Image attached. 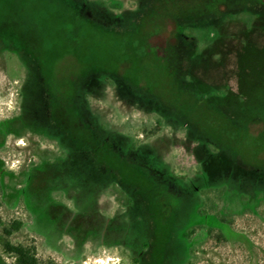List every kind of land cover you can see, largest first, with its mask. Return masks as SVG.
Returning a JSON list of instances; mask_svg holds the SVG:
<instances>
[{"label":"rangeland","instance_id":"1","mask_svg":"<svg viewBox=\"0 0 264 264\" xmlns=\"http://www.w3.org/2000/svg\"><path fill=\"white\" fill-rule=\"evenodd\" d=\"M74 1L0 0V31L28 44L49 91L67 99L91 72L122 76L189 112L221 149L203 178L200 136L99 81L88 96L95 123L123 154L135 145L139 156L130 159L148 162L149 172L121 164L105 176L89 151L69 161L33 120L30 90L29 110H20L32 72L0 46V264H16L6 242L35 248L44 264H264V5L251 0L259 18L243 10L222 28L180 29L201 54L191 66L173 28L195 0H144L136 36L105 30ZM87 1L95 14L117 16L136 12L142 0ZM204 182L210 185L193 195ZM14 222L22 226L7 237L4 228Z\"/></svg>","mask_w":264,"mask_h":264},{"label":"trees","instance_id":"2","mask_svg":"<svg viewBox=\"0 0 264 264\" xmlns=\"http://www.w3.org/2000/svg\"><path fill=\"white\" fill-rule=\"evenodd\" d=\"M85 2L79 3L78 0H75L74 3H76V6L78 7V12L79 14H81L82 16H87L89 19H92V21L102 25V27H104L105 30L107 31H115V30H121L123 31L122 33H131V35L136 36L138 35V30L140 29V21L143 18L144 12L146 11V9L144 8V6L141 4L140 8L133 13H124L121 15H117V16H112V15H108V16H101V15H97L93 12V10H91V8H93L91 5V3H89L87 0H84ZM234 0L232 1H228L227 4L229 5L230 3L232 4ZM195 9H202L203 6H205V8L207 6L210 7V9L212 11H217V7L219 6L220 2H218V0H211L210 2H206L205 0H195ZM198 2V3H197ZM260 4L264 5V0H260L258 1ZM188 3H191V0L188 1ZM190 7V6H189ZM243 10H246V6L245 3H243ZM84 9V10H83ZM190 9V10H189ZM191 9L194 10V8H188L187 10H181L180 11V15L177 16L176 18H174L177 22L176 24H174V28L173 31L176 32L175 38L179 41L182 42V45H185L187 47V57L186 60H189L191 63L190 65L193 66L194 64L192 62H196V60H199V58L201 57L200 52H198L197 50H195V47H197L196 42L194 41L196 38L195 37H188V36H184L183 33L180 31V29L182 28H197V29H202V28H209V27H213V28H219V27H214L213 24H209L206 23L204 26H198V25H192V24H188V23H183L180 22V20L183 19H187L189 16L188 13L190 11H192ZM251 12V11H249ZM86 13V14H85ZM252 15H256V17H260L263 13L259 12V11H252L251 12ZM258 17V18H259ZM173 19V20H174ZM139 21V23H138ZM130 23V24H129ZM140 31V30H139ZM9 37V35L4 32V31H0V46H2L5 50H11L13 51L15 54H17L20 59L23 60V62L27 65V67L30 69V71L32 72L31 74V78L27 84V88L25 90V94H26V99H27V92H29V90L31 89L32 86V75L34 71H39V73L41 74V77L44 80V85L46 86V78L44 76L43 73V69L42 66L40 65L39 61L33 56V54L29 51V46L28 44L24 43V42H16V41H9L7 40ZM9 42V43H8ZM171 50H174L172 48H170ZM199 62V61H198ZM190 66V67H191ZM189 68V67H188ZM189 72L188 75H191L190 69H188ZM108 74V72H104V71H97V72H91L89 73L87 76L85 77H81L80 80H85L88 79H92L93 81H101L103 82V79H106L105 76ZM118 76V75H117ZM118 78H120L123 82L128 83L127 81H125L122 76H118ZM128 80V79H127ZM105 81V80H104ZM130 81V80H128ZM130 86H132L130 84ZM133 88L134 91H136L139 95L144 94L150 98H152L153 100H155V102L159 103V107L160 109L162 108L163 110H166L168 112L172 111L174 112L175 116L180 117L182 119V123L185 125H188L189 129L191 128L192 132L194 133V135L200 136L201 138L197 139V142H199L200 144L203 142V144L206 147H213V149L215 151H213L214 154H218L217 151L220 152L221 149V144L218 143L217 141H214L212 139H210L206 134H202L201 132H199L197 130V128H195V126L191 123V120L189 118V112L187 111H182V110H178V108L172 104H168L164 101L161 100H157L155 97H153V95H151V93L149 92V90L145 89V92L143 93L141 91V89H136L135 87H131ZM184 93L183 96L184 98H188L191 100H193L192 98V93H187L184 90H182ZM141 93V94H140ZM182 96V97H183ZM126 97V94L125 96ZM159 107L157 109H159ZM26 110V109H25ZM53 115L52 118L61 126L66 125V129H68L70 131L71 129V133L73 135H75L76 137L81 138L82 140V150L88 149V150H92L89 151L93 161V164L96 165V167L98 169H101V173L104 174L105 176H109L112 177V175H115L120 169V167H116L115 165H121V164H126L128 165L130 168L138 170L140 172H149L147 170V166L149 164H147L146 162H143V160H141L140 162L139 159H136L132 161L133 157H131L130 159V154L133 156L134 153L139 150L137 149V147L135 145H130L128 150L131 151L130 154H123L121 152L120 148H117L118 146V142L115 139H110V137H104V134L106 132V128L102 125V124H97L94 123L92 125H87V117L85 114H83L82 119L75 114V112L73 111V109H70L69 106L67 107H63L61 105H56L53 109ZM219 148V149H217ZM211 150V149H210ZM217 150V151H216ZM217 152V153H216ZM92 153V154H91ZM140 153V152H139ZM83 154V152L81 153ZM136 154V153H135ZM107 156V157H106ZM106 157V158H105ZM108 159V160H107ZM96 160V161H95ZM109 161H116L117 163L115 164H111ZM158 160L156 158L150 159V163H154V164H158L159 162H157ZM136 162V163H135ZM142 163V164H141ZM159 166H161V164H158ZM170 176H168L170 179L176 180V181H180L182 182L181 179L174 177L172 174H169ZM100 176H102L100 174ZM112 180V178H111ZM148 180L151 182V186L152 188H154V186L156 185L157 182H153L152 178L149 176ZM158 184V183H157ZM132 186H134L133 184H131ZM131 201L128 200V205H130ZM132 205V204H131ZM22 224L20 222H14L9 228H4V233L6 234L7 237H9L13 232L18 231L21 228ZM147 244H144V247H146ZM3 249L4 252L10 256H12L15 261L16 264H44L38 257H37V253H36V249L35 248H30V247H26L23 245H14L10 242H6L3 244ZM46 264H54L53 261H49Z\"/></svg>","mask_w":264,"mask_h":264},{"label":"flooded vegetation","instance_id":"3","mask_svg":"<svg viewBox=\"0 0 264 264\" xmlns=\"http://www.w3.org/2000/svg\"><path fill=\"white\" fill-rule=\"evenodd\" d=\"M194 1V0H192ZM206 2H210L211 0H205ZM232 0H219L220 2L219 6L217 7V11H212L209 6L205 8V6L202 7V9H195L190 11L187 16H189L187 19L180 20V22L188 23L192 25H198V26H204L206 23L213 24L214 27H225L227 22L234 21L235 18L238 17V14L243 11V0H234L232 2V5H228L227 2ZM241 1V2H240ZM144 2V0L141 1L140 5ZM256 3V2H255ZM255 3L251 0H246L245 6L247 11H254L253 7L255 6ZM231 4V3H230ZM140 8V6H139ZM234 13L235 16L232 14ZM179 22V21H177ZM106 79H103V82L106 83H114L117 89L119 90V93L121 97L125 100H131L133 99L135 103L138 105H141L142 107H150L151 110L155 111L158 115H160L165 120L173 119L177 123H180L181 126L185 127L187 133L191 136L194 135L191 128L189 129L188 125H185L182 123V119L180 117L175 116L174 112L160 109L159 103L155 102L152 98L142 94L139 95L136 91L131 88L127 83L123 82L116 74L108 73L105 76ZM105 80V81H104ZM93 81L92 79L88 80L85 78V80H79L77 84H74V89L72 91V94L66 99L59 98L55 95H53L49 91V87L46 84L44 85V80L41 77V74L39 71H34L32 75V86L30 89L31 92V101H30V110L33 117V120L37 123V125H40L41 128V134L44 136H47L51 139H54L58 141L61 145L64 151L66 152V156L69 157V161L73 159L74 156L81 155V153L85 151H92V150H82V140L79 137H76L73 135L68 129H66V125H59L53 118V109L56 105H61L63 107L69 106L70 109H73L76 115H78L81 119L83 114L87 117V125H92L94 123V118L90 113V105L88 102V96L92 93L91 90L92 86L95 85L94 83L97 81ZM26 90V89H25ZM25 90H21V109L28 111L29 108L27 106L26 101V94ZM126 94V97H124ZM57 101V102H56ZM159 107V109H157ZM195 136V135H194ZM104 137H110V139H115L114 136L109 135L105 132ZM116 140V139H115ZM200 144L199 142H197ZM205 154L206 159L204 163L202 164V170L200 172V175L203 178H207V175L211 173V168H215L214 161L217 158L216 154L212 153V151L205 146ZM129 153H131L130 150H127ZM136 153V156H139V152H133ZM127 154V153H126ZM229 167L228 169H230ZM232 168L228 170L227 172H231ZM213 173V172H212ZM231 178V176H230ZM114 181V180H112ZM209 183H202L198 184L197 186H194L192 188L193 192H191L194 195V190L201 187H208ZM131 201V204H134V201Z\"/></svg>","mask_w":264,"mask_h":264}]
</instances>
